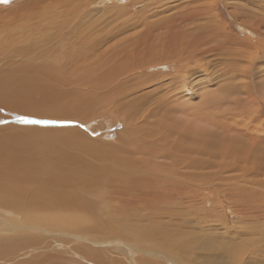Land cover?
Here are the masks:
<instances>
[{
  "label": "rangeland",
  "instance_id": "obj_1",
  "mask_svg": "<svg viewBox=\"0 0 264 264\" xmlns=\"http://www.w3.org/2000/svg\"><path fill=\"white\" fill-rule=\"evenodd\" d=\"M13 1L15 2V0H7L5 4L4 0L0 2V37L4 35L7 37L12 36L9 38L12 42L7 39L10 44L8 43V46L4 44V51H1L2 49L0 48V69H7L5 67L9 65V69L11 65L13 68L20 67L22 64L31 62L28 60L30 55L45 48V46L39 47L41 43L37 45V48H34V44H32V48L34 49H29L32 50L28 57H24L22 53L24 51L22 49L17 50L18 52L21 51L22 55L15 52L16 47H18L16 44L23 45L22 43L15 42L17 36H21L23 41L26 40L24 43L28 44L30 39L25 38L27 33L32 31L29 34L31 38L33 37L32 40L36 39V35H40V33L37 30L33 31L36 26L34 28L32 26L36 24V21L30 19V17H20L23 20L16 19L18 13L21 11L17 8H12L15 5ZM98 1L91 0L84 5V0H81V7L79 3L74 4V12H77L78 8L81 10L78 13L84 11V14H77L75 16L78 19L87 18L92 21L91 28L94 27V30L91 29V31H96L97 33L94 32V34H97L96 36H102L107 34V32L110 34L111 32H116V30L120 31L124 29L125 31H123L126 33H123V31L120 32L126 35H121L118 32L122 38L129 37V39L137 40L131 34L132 32L129 33L132 26L129 25V30H127L124 27V23L131 18L130 20L135 23V31L137 34V24L139 23L140 25V23H143L141 20L146 15L147 11L145 10L149 9L150 11L151 5L149 8L145 7L144 2L146 0H119L117 2L121 3V7L118 3H114L115 1L100 0L101 3ZM134 1H136V7L132 8V4H129L131 2L135 3ZM215 3L217 2L215 1ZM6 5L11 9L7 8ZM216 5V17L221 22L225 33L228 34L229 32L230 39L236 42L237 45L226 46L222 42L224 44L219 51L216 49L213 53H206L199 58V64L195 60H190L188 64L181 63L179 65L177 62H174L172 63V67H163L159 65L162 63L160 59L157 64L151 65L145 70L139 64H137V67L131 65L135 68L140 67V71H137L136 82L137 91H139L133 94H130L128 91L124 95V98L118 102L120 104L105 98V95H108L106 94L107 88L118 91L122 89L120 86H116L114 82L109 87L105 83H101V85L98 82L94 83L97 81L94 77V72H102L105 70V68L103 69L95 64L91 66L76 64L77 67L70 73L72 76L77 74L75 73L76 71L78 73L82 71L85 74L87 73L84 78H75L77 83L81 82L80 85L82 87H79H81L82 92L79 87H77L78 90L74 88L76 84H52L49 88L52 90V92H49V99L43 100V97L37 98L34 95L23 96L21 100L12 99L13 101H11L7 99V102L6 100H0L3 103L2 105L0 104V136L2 135L1 133L8 136L6 139L0 138V147L4 143L10 146L21 144V150L26 152L29 157L22 162H28V165L22 176L21 185L23 189L19 197L14 200L16 203L11 206H2L0 203V237L3 239L2 241L7 240V247L10 242V246L14 244L12 239L16 233H38L42 234L43 239L47 240L44 241L47 243H41L40 246L35 248L32 244H29L24 255L22 253L18 254V256L13 255V260L10 259L11 263L9 261L7 263L23 264L26 258L44 251V254L50 253L51 257L43 259L42 261L41 258H39V261L37 259L36 261L39 264H61L62 259L65 264H98V262L103 264V256H107L104 259V264H134L135 262L139 264V259H152L155 261V264H174L173 262H178L179 259L177 260V256L183 251V253H192L194 256L184 259L185 261L180 260L181 264H206L203 261V255L208 254L205 248H210V246H224L225 248L237 247L240 250V258H237L238 263L234 264H264V235L259 237V234L264 232V171L262 173L258 172L259 167H264V33L262 32L264 31V27L261 26L260 29L257 27L260 24L264 26V23H262L264 22V0H219ZM108 6H111L113 9ZM129 8H131L132 13H135L127 12ZM110 9L115 11V13L121 11L122 14L117 13L120 16L115 13L113 14ZM85 10H88L87 12H89L91 18L86 14ZM141 14L142 16L140 17ZM112 16L114 19L116 18L113 22ZM105 19H109L110 21L107 22ZM98 20L103 21L98 23ZM144 20L148 21L147 19ZM260 21L261 23L259 24ZM252 24L254 25L251 27ZM102 25L105 26L104 30L102 29ZM121 25H123L122 28ZM24 26L25 29H23ZM28 27L31 28L27 29ZM247 27L250 30L249 32L246 30ZM17 28L20 30L19 32L16 31L18 30ZM252 31H258L262 34L261 40L263 41V45L257 43L260 38L258 39V36ZM142 32L144 33V31ZM16 33H19L20 36ZM115 39L117 38H114L108 44L115 42ZM47 40L48 38L44 40V43L50 42V39L49 41ZM8 41L4 40L3 43ZM17 41L19 40L17 39ZM241 43L242 45H240ZM57 45L55 44L56 48L59 47ZM239 46H242L243 49ZM28 47L29 45L26 46V50H28ZM20 48L22 47L20 46ZM23 48L25 50V46ZM99 51L101 54L90 52V61L98 64L96 60L102 59L104 61L103 63L106 62V68L108 66L111 67V62L116 61V56L110 52H106L109 53L107 55L102 49H99ZM235 53L237 56H235ZM12 58L15 60V63L11 60ZM48 59L50 58L44 56L41 62L43 60L47 61ZM10 60L12 61L11 63ZM4 61L7 64H4ZM39 61L36 60L38 63ZM57 66H52L53 68L48 67V71L56 72L58 70L57 68H59ZM246 67L247 69H245ZM228 69H231L233 72L232 85L235 86L236 91L223 95L219 87L223 82H229L228 77L225 75ZM244 70L248 71L247 78L243 74ZM27 72H22L20 73L21 76H19L20 78L23 76L22 80L24 83L27 81L29 87L40 83V81H36V76L40 74L38 70H30ZM25 76H28L27 79ZM162 76H170V78L165 79ZM31 78L35 79L31 80ZM107 78L109 79L110 77ZM86 81L98 89L95 88V91H93L94 88L92 90L88 87ZM139 81L142 82V85L139 84ZM168 81L173 82L172 87L174 91H172L173 94L172 92L165 94L163 90L161 91L162 95L165 96L164 103L166 102L168 104L172 102L173 106L174 104L189 102L187 103L189 106L184 108L177 105L175 114L170 113V116L175 115L174 117H170L166 113L168 114L166 115L167 118H169L164 126L170 124L168 131L170 130L171 134L174 133V135L172 134L174 136L173 139L167 138L169 143H172V145L177 143L176 146H192L198 151L202 150L205 154L213 153L217 157L214 160L215 162L212 161V163L207 164V159L202 160L200 155L194 156L188 152L184 153L185 150L182 153L179 147H174L173 152H168L169 157H165L167 160H173V163L163 164L161 163L162 157H152L154 152L160 151L167 143L163 138L158 136L160 135L158 131L149 130L153 127L152 124L154 125V122L152 120L153 118L148 117V113H150L151 108L154 109L159 103L155 100V98H158V95H155V92L151 94V92L155 87L161 85V83L167 86L168 83H171ZM97 84L98 86H96ZM130 84V82H127L124 85L127 87ZM165 86L163 87L161 85L158 89H163ZM54 87L55 89H52ZM190 103H193V105H190ZM199 103H201L200 106ZM71 104L75 107L73 113L69 111L72 108L70 107ZM147 108L148 112L146 110ZM79 109L81 110L79 111ZM56 110H59V113ZM119 110L125 113L121 112L120 114ZM4 113L10 116L4 117ZM161 113L158 112V114ZM64 114L71 116V119L63 118L62 116L66 117ZM145 115H147L148 119L143 118L146 117ZM178 117L180 120L177 119ZM158 118L166 121V119L159 116ZM170 118L174 119L171 120ZM182 118L183 121L186 119L189 122L188 124L184 121L185 124L187 123L189 125L187 127L192 126L191 129L193 128L194 131L195 127L198 126L201 129L209 131L202 133H213L215 135L217 133L218 138L213 139L210 136H205V138L201 134H194L189 139L187 137L191 136L189 135V128L187 132L182 130L184 127V122L182 123L181 121ZM24 119L55 121V123L28 124L23 122ZM171 124H175V129ZM235 124L236 130L228 127L230 125L234 126ZM142 125L143 127L144 125L145 127L148 125L147 131L152 135L154 134L155 139L153 136H149L150 134L148 133V137H146L147 134L144 135L146 129L144 131ZM138 129L141 131L143 129L144 132L140 131L138 133ZM238 129H247L250 134L246 132L242 133ZM199 131V129H196L195 132L198 133ZM104 134L105 137L102 136ZM20 136L24 138L22 139ZM67 136L69 137L67 138ZM14 138H21L24 146L22 143L16 142ZM25 138L30 140L28 145V141L23 142ZM152 140L155 141L152 143ZM205 140V148H202L201 143ZM105 142L112 146L109 148L110 151L114 152V149H117L115 151L116 154L114 153L115 156L110 153L107 155L108 160H106L105 155V159L102 156L101 161L97 160L100 154H97L99 156H95L96 158L91 157L93 150L97 149L99 144ZM31 146L34 147V154L33 152L29 154L25 151L26 148ZM15 150L17 151V149ZM175 151L179 152L178 157L175 155ZM110 155L113 158L110 159ZM160 163L163 169L155 170ZM22 166L24 167V165ZM47 167H51L52 172ZM140 169L149 170V173L144 174L141 183L137 182V191L143 196V198L137 200V208L132 209L131 206H123L116 199L106 201L102 198L103 181L115 179L120 176L133 178L138 175V173L137 175H134V173ZM151 171L154 173H150ZM2 172H0V181L8 179L7 177H3ZM52 174L58 176L55 178L57 180L50 179ZM64 175L67 177H61ZM8 181L10 183L7 184V188H2L5 185H1L2 187L0 189L3 191L6 190L7 192L15 187L16 182L14 180L11 182L8 179ZM227 187L230 189L234 187H243L246 189L247 194L237 196L244 197L250 201L248 206H243L240 200H236L235 195H233V197L235 196L234 202H231L228 199L229 196L224 195L227 193ZM196 188L198 191L194 192ZM154 190L158 192L155 193ZM63 194L75 195V198L71 199L66 208L63 207L66 203L61 204V196ZM47 200H50L55 207L48 208L45 204ZM124 202L126 205V201ZM234 204L237 208L234 207ZM251 206L255 212L253 210L247 211L248 209H252ZM28 207H36L45 213V219L42 221H34L32 214L28 213ZM64 213H66L69 221L66 219ZM123 214L125 216H122ZM245 214L246 218L242 219L243 216L245 217ZM128 216L131 218L130 222H128ZM106 218L113 219L114 223L106 224L105 226L107 227L105 229L96 231L97 228L101 229L99 224L104 226L100 222H104ZM77 220H83V223L95 232L91 234V232H79L71 229L70 227L76 226L75 222ZM116 225L119 226L117 227ZM159 227L162 228L160 237H166L164 241H170V256H165L160 252H153L162 250V248L153 243L152 240L151 246L146 244L147 239L137 243V233H134L136 236L133 240L125 239L123 236H120L122 238L116 236H96L104 233H113L117 228L120 230L124 229L126 233H129V231L125 228L136 232L148 229L153 234ZM80 235L84 238L79 239ZM199 235L202 237L201 239H199ZM85 238H88L89 241L85 240ZM180 238L181 240H179ZM2 244L5 245L4 243ZM137 244H140L139 248ZM75 245L83 246L82 249L75 251L77 257L80 258L77 262L71 258L70 253L72 255L74 253L69 250L73 246L76 247ZM1 248L2 246H0ZM191 249H194L195 252H191ZM97 253H101V255L99 254L102 258L101 260ZM224 257H226V254H224ZM86 259H89V261ZM96 259H99V261H96ZM168 259H171V261ZM222 261L225 264H230L225 258ZM3 263V261L0 262V264Z\"/></svg>",
  "mask_w": 264,
  "mask_h": 264
},
{
  "label": "bare ground",
  "instance_id": "obj_2",
  "mask_svg": "<svg viewBox=\"0 0 264 264\" xmlns=\"http://www.w3.org/2000/svg\"><path fill=\"white\" fill-rule=\"evenodd\" d=\"M90 1L91 0H84V5H86V3L90 2ZM106 1H111V2L115 1L114 3H116V4L118 3L121 7V3L117 2L119 0H106ZM215 1L218 3L219 0L218 1L217 0H146V2H144L145 7L149 8V6L151 5V8H150V11H149V9L148 10L143 9L147 12H146V15L143 16V19L140 18V19H142L141 22H143V23H140V25H139V23L137 24V34L135 31V29H136L135 23L130 20L131 18H129V20H126V22L124 23V27L127 30H129V28H128L129 25L132 26L131 31H129V33L132 32L131 34L133 36H135V38H137V40H135V39H129V37L128 38H124V37L122 38L120 36V34L126 35V34H123V33H126V32H124L125 31L124 29H123L124 31L120 30V31H123V33L116 30V32H113V33L111 32L110 34H108V32H107V34H104L102 36H96L97 34H94V32H96V31L93 32L94 27L91 28L92 21H90L87 18L78 19V17L75 16L77 14H84L83 13L84 11L78 13V11H81L80 8H78V11L75 8L77 12H74V8H73L74 4L76 5L77 3H79V6H80L81 0H15L16 3L13 1V3L15 5L13 4L14 6L12 8H17L18 10L21 11L20 12L21 14L17 12L18 13L17 17L15 15L16 19L19 18V20H20L22 18L30 17V19H33V21L34 20L36 21V24L35 25L33 24V26H32L33 28L36 26L33 29V31L37 30L40 33V35H36L37 38L34 40H32L33 37L31 38L30 37L31 35H29V34H31L32 31H30V32L28 31L29 33H27V34L24 33L27 35L26 37L25 36L24 37L26 39H30V42L29 43L27 42L28 44L24 43V41L26 42V40L23 41L21 39V36L19 33H16L20 37L17 36L16 39L14 38L15 42L22 43L23 45L16 44L19 48L16 47V50L14 49L15 52H17L18 54H21V51L20 52H18V51H19V49L20 50L22 49L24 51V52H22L24 57H28L31 53V50L34 49L35 47L37 48V45L39 43H41V44H39V47L45 46V48L41 49L40 51L37 50L38 51L37 53L31 54L30 57L28 58V60H30L31 62H28L26 64H22L20 67L13 68V66L11 65V68L9 69V67H10V65H9V66L5 67L7 69H4V68L0 69V100H6V102L8 101L7 99H9L11 101H13L12 99L21 100V99H23V96H34V95L37 96V98L43 97V100L49 99L48 98L50 95L49 92H52V90H50L49 88H50V85H52V84H56V85L57 84H64V85L76 84L75 87L74 86L73 87L77 89V87L81 86L80 85L81 82L77 83L76 79H80V77L84 78L87 75V73L85 74L83 71L81 73H78L76 71L75 73H77V74L75 76L74 75L72 76L70 73L74 70L75 67H77L76 64L77 65L82 64L81 66H83V64L88 65V66L95 64V65L100 66L103 69L105 68V70L102 72H97V71L94 72V75H95L94 77L97 79V81L94 83L98 82L99 85H101V83H105L109 87L114 82L116 84V86H120V88H122V89H119L118 91H116L115 89L109 90V88H107L106 94H108V95H105V98L108 99L109 101L112 100L113 102L116 101V103H118L119 101H121L124 98V95L127 94L128 91L130 92V94H133V93H136L139 91V90L137 91L136 82H137V71H140V67L144 70L148 69L151 65L157 64L160 59H161L160 62H162V63H160L159 65L163 66V67L164 66L165 67H167V66L172 67L173 66L172 63H174V62H177L179 65L181 63H183V64L187 63L188 64V62L190 60H195L199 64V62H200L199 58L204 56L206 53H213V51L216 49L219 51L224 43L226 46H233V45L236 46L237 45L236 42H233L232 39H230L231 37L229 35V32H228V34L225 33L223 26H221V22H219L218 18L216 17L215 7L217 6L216 5L217 3H215ZM254 1H256V0H254ZM0 2H2V0H0ZM98 2H100V0ZM111 2H109V3H111ZM134 2L135 3L131 2L130 4L129 3L128 4L129 5L132 4L131 5L132 8H135L136 7V1H134ZM100 3H99V5H100ZM141 3H142V1H141ZM4 4H5V2H4ZM1 5H2V3H1ZM93 5L95 6V4H93ZM99 5L97 4V6H99ZM81 6H82V4H81ZM6 7L9 8V6H7V5H6ZM108 7L112 8L111 6H108ZM9 9H11V8H9ZM83 9H84V7H83ZM85 9H87V8H85ZM104 9L106 10V8H104ZM112 9H110V11H112ZM96 10H98V9H96ZM102 10H101V12H103ZM85 11H86V14H88V16H89V12H87L88 10H85ZM235 11H236V9H235ZM112 12H113V14L115 13V11H112ZM127 12H131V8L127 9ZM138 12H139V10H138ZM142 12H140V13H142ZM7 13H9V12H7ZM117 13H121V11L120 12L117 11ZM117 13H115V14H117ZM134 13H132V14H134ZM91 16H93V15L91 14ZM113 16H115V15H113ZM113 16H112L113 20L111 19L112 22L116 19V18L114 19ZM118 16H120V14ZM141 16H142V14L140 15V17ZM20 17H22V18H20ZM144 19H147L148 21H145ZM103 20H100V21H103ZM105 20H107V22L110 21L109 19H105ZM100 21L98 20V23H100ZM122 21H123V19H122ZM260 23H261V21L259 22V24ZM262 23H264V22H262ZM111 24H113V23H111ZM23 25H25V24H23ZM253 25L254 24H252L251 27ZM122 26L123 25H121V28H122ZM139 26H140V28H139ZM261 26L264 27L261 24L257 25V27L259 29L261 28ZM20 27H22V25H20ZM98 27H100V26H98ZM29 28H31V27H28L27 29H29ZM142 28H143V30H142ZM23 29H25V26ZM91 29H93V30L91 31ZM102 29L103 30L105 29L104 25H102ZM109 29H111V28H109ZM12 30H16V29H12ZM246 30H248V27ZM16 31L19 32L20 30L18 29ZM142 31H144V33ZM249 31L250 30H248V32ZM23 32H24V30H23ZM91 32H93V33H91ZM118 32H120V34ZM252 32L256 36H258L257 37L258 39L260 38L259 39L260 41L258 40V42L257 41L256 42L259 45L260 44L263 45V41L261 40L262 34H260L258 31H252ZM262 32L264 33V31H262ZM10 33H12V32H10ZM13 34H14V32H13ZM11 37H7L6 35H4L3 37H0V48L2 49L1 51H4V44L7 46L10 44L9 38H11ZM13 37H15V36L13 35ZM34 37H35V35H34ZM47 38H48L47 41H49V39H50L51 43L50 42L44 43V40H46ZM114 38H117V39H115V42L108 44V42H110L111 40H114ZM7 39H9V41ZM17 39L19 41H17ZM4 40H6L8 42L3 43ZM27 41H29V40H27ZM10 42H12V41H10ZM222 42H224V43L222 44ZM32 44H34V46H33L34 48H32ZM55 44L56 45L58 44L57 46H59V47L56 48ZM19 45L22 48H20ZM28 45H29L28 50H26L27 49L26 46H28ZM240 45H242V43ZM24 46H25V50L23 48ZM255 46H254V48H255ZM13 47L15 48V46H13ZM103 47H105L106 50L103 49ZM30 48H32V49L29 50ZM240 48L243 49L242 46ZM99 49H102L105 52V54H107V55L109 53H106V52H110L116 56L115 62H111V60L108 59L111 62L110 66L112 68L109 66H108V68H106V65H105L106 62L103 63L104 61L102 59L96 60V62L98 64L90 61V59H91V57L89 56L90 52H93L95 54H101ZM231 50H232V48H231ZM11 51H13V50H11ZM261 51H262V49H261ZM15 52H13V53L15 54ZM7 53H8V51H7ZM218 55H219V53H218ZM44 56H46L47 58H50V59H48L47 61L43 60V62H41V60ZM228 56H229V54H228ZM235 56H237L236 53H235ZM11 60L14 61L13 63H15V60H13V58ZM11 60H10V63L12 62ZM36 60L39 61V63L36 62ZM130 61L133 63H131ZM3 63L5 64L6 62L4 61ZM137 64L140 65L139 68H135V67H137ZM228 64H229V62H228ZM56 65L59 66V68H57L58 70L56 72H49L48 71V67H52V66L55 67ZM107 65H109V64H107ZM131 65H135V67H133ZM237 66H238V64H237ZM92 68H94V67H92ZM231 68H234V67H231ZM245 69H247V67ZM30 70L31 71L38 70L40 72V74L37 73L38 75L36 76V81H40V83L36 84L34 86L31 85L29 87L27 85L28 84L27 81H25V83L23 82V80H22L23 76H22V78H20L19 76H21L20 73H22V72L28 73L27 71H30ZM64 70H66V71H64ZM92 72H93V70H92ZM185 73H184V75H185ZM232 73L233 72L231 69H228L226 71L225 75L228 77L229 82L225 81L219 87V90L221 91V94H223V95L228 94V93L230 94V93H233L236 91L235 86L232 85V83H233ZM150 74H151V72H150ZM243 74L245 75L246 78L248 77V71L244 70ZM89 75H91V74L89 73ZM143 75H145V74H143ZM92 76H90V78ZM25 77L27 79L28 76H25ZM107 77H110V78L108 79ZM134 78H136V79H134ZM153 78H154V76H153ZM163 78H165V79L170 78V76L169 77L166 76ZM19 79H20V81H19ZM33 79H35V78H31V80H33ZM92 79H93V77H92ZM127 82H130L131 84L126 87L124 84H126ZM168 82H171V81H168ZM34 83H35V81H34ZM86 83H87L88 87H90L91 89L94 88V90L93 89L92 90L95 91L96 87L91 86L90 83L87 81H86ZM117 83H119V84H117ZM172 83L173 82H171L170 84L168 83L167 86H165L164 84L161 83V85L163 87L165 86V88H163V89L160 88V90L158 88L161 85L157 84L158 87H155V89H153V91L151 92V94L153 92H155V95H158V98L153 97L154 95H152V97L155 98V100L159 103L157 104V106L154 109L149 108L151 111H149L150 113H148V115H149L148 117L153 118L152 120L154 122V125L152 124L153 127H151L150 129L148 128V129L158 131L160 134L158 136L160 138H163V140L167 143L166 145H164L165 147L162 148L163 151L161 149L160 151L154 152L152 154V157L153 158L162 157L161 163H163V164L173 163V160H167L165 157H169L168 152H173L174 147H179L181 149L182 153L185 150L184 153L188 152L190 154H193L194 156L200 155L202 160L207 159V162H206L207 164L212 163V161L215 162L214 160L217 159V157H215V154H213V153L205 154L202 150L198 151L196 148H194L192 146H188V147H186V145L185 146L184 145L176 146L177 143L173 144L174 145L173 146L172 143L171 144L169 143L168 139L169 138L173 139L174 133H172L173 134L172 135L170 133V130L168 131L170 124H168L169 127L164 126L168 122V118H169V117L167 118L166 115L169 114V116H170V113L175 114V109H176L177 105L182 106V108L189 106V104H187L189 102H185V103L182 102L181 104H174L173 106H172V102L168 103V104H166V102L164 103V97L165 96L162 95L161 91L163 90L165 94L166 93L169 94L172 91H174V88L172 87ZM98 84L96 86H98ZM139 84L142 85V82L139 81ZM93 85H95V84H93ZM81 87H79V89ZM88 87H87V89H88ZM72 88H71V91H72ZM52 89H55V87ZM96 89H98V88H96ZM85 91H86V89H85ZM101 91H102V89H101ZM220 91H218V92H220ZM81 92H82V90H81ZM91 93H93V92H91ZM172 94H173V92H172ZM74 98H77V97H74ZM185 98H187V97H185ZM39 100H41V99H39ZM83 101H85V100H83ZM3 102H5V101H3ZM0 104L2 105L3 103L0 102ZM76 104H75V106H77ZM118 104H120V103H118ZM118 104H116V105L119 106ZM190 105H193V103L192 104L190 103ZM200 105H201V103H199V106ZM70 107H72V108L69 111H72V113H73V110L75 107L73 106V104H71ZM77 108H81V107H77ZM118 108L121 109L120 106ZM111 109H112V107H111ZM80 110L81 109H79V111ZM146 110L148 112V108ZM56 111H58V113H59V110H56ZM76 111H78V110L76 109ZM109 111H110V109H109ZM113 112H115V111H113ZM121 112L125 113L123 111H120V114H121ZM158 112H160V113L162 112V113L158 114ZM116 113H114V114H116ZM146 113H144V114H146ZM166 113H168V114H166ZM68 114L67 115L64 114L66 117H64V116H62V117L71 119V116H69ZM120 114H119V116H120ZM55 115H58V114H55ZM3 116L8 117L10 115H7L4 113ZM145 116L146 117H143V118L148 119L147 115H145ZM158 116L166 119V121L159 119ZM171 116L174 117L175 115H171ZM173 119H171V120H173ZM177 119H179V117ZM242 120H244V119L242 118ZM181 121L183 123L184 121H186V119L183 121V118H182ZM216 121H217V116H216ZM74 122H77V121H74ZM187 123L189 124V122H187ZM187 123L185 124V122H184V125H183L184 127L183 128L181 126L180 127L185 132H187L188 128H189V135H191V136H187L189 139H191L190 137H192V135H194V134H201L204 137L210 136L213 139L218 138L217 133H216V135L213 133L212 134L202 133V132H209V131H207L206 129H201L198 126L195 127V131H196V129H199L200 131L198 133H196L193 128H192L193 130L191 129L192 126L187 127V126H189V125H187ZM174 125L171 124V126H173V128H174ZM147 126L145 127V125H144V127H145L144 128L142 125V128L144 129V131L146 129L145 132L142 129V131L145 133L144 135H146L148 133ZM165 127H167V128H165ZM228 127L236 130V124L234 126L230 125ZM173 128H172V130H173ZM140 129H141V126H140ZM140 129H138L139 131L137 130L138 133L141 131ZM238 130H240L242 133H244V132L249 133V131H247V129H238ZM76 132H72V133H76ZM149 132H151V131H149ZM173 132H174V130H173ZM1 134L2 135L0 136V138H3V139L8 138V136L6 134H4V135H3V133H1ZM148 134H150L149 136H151V137L153 136L155 139L154 134L153 135L151 133H148ZM148 134L146 135V137H148ZM168 134H170L172 137ZM102 136L105 137V134ZM20 137L22 139L24 138L22 136H20ZM68 137L69 136H67V138ZM21 138L20 139L14 138V140L16 142L22 143ZM150 139H152V138H150ZM29 141H30L29 139L25 138L23 142H27V145H28ZM149 141L151 142V140H149ZM154 141L155 140H152V143ZM191 142H192V140H191ZM107 144H109V143H107V142L101 143L98 145L99 147L97 149H95L96 146H94L95 150H93L91 157L96 158L95 156H99L97 154H100V156L97 158V160L101 161L102 158L106 155L105 156L106 160H108L107 155L110 153H112L114 155V153L117 149L114 147L115 151L114 152L110 151L109 148L112 146H110V144L109 145H107ZM205 144H206V140L201 143L202 148H205L204 147ZM22 145H23V143H22ZM23 148H25V147H23ZM15 149H17V151ZM25 151H27L29 154H30V152H33V154H34V147L31 146L29 148H26ZM178 154H179V152L175 151V155L177 157H178ZM27 157H28V154H26V152H23V150H21V144L20 145L15 144V145L10 146L9 144L4 143L0 147V172L4 171V172H2L3 173L2 175L4 178L7 177L11 182H13V180L16 182L15 187L13 189H11L10 191L8 190L6 192V190L3 191L2 189H0V203L2 206L3 205H6V206L13 205L14 203H16L14 200H16L19 197V195L21 194V190L23 189V186L21 185L22 184V176H23L25 169L27 168L26 166L28 165V162L27 163L24 162L25 164L22 162L27 160ZM105 157L103 159H105ZM111 158H113V157H111V155H110V159ZM161 163L157 165L155 170L163 169V167H161ZM193 163H195V162H193ZM21 164L24 165V167ZM47 168H49V170L52 172L51 167H47ZM148 171H146V169H140L136 173H134V175L135 174L137 175V173H138V175L133 177V178L120 176V177L115 178V179H109V180L103 181L102 182V191H101L102 198H104L106 201L116 199L119 202V204H121L123 206H131L132 209L137 208V200H139L140 198H143V196L137 191V182L141 183L143 178H144V174L149 173ZM263 171H264V167H259L258 172L262 173ZM150 173H154V172L151 171ZM57 177H58L57 175L52 174L50 179L53 180ZM61 177L65 178L67 176L64 175ZM8 179H5L4 181H0V187H2L1 185H5L2 188H7V184L10 183L8 181ZM55 180H57V179H55ZM229 182H230V180H229ZM245 190L246 189H244L243 187L242 188L234 187L233 189H230L227 187V193H225L224 195L229 196L228 199L231 202L233 200H235V196H236V200L237 199L240 200L243 203V206H248L250 201H248L244 197L237 196V195L247 194ZM196 191H198L197 188L194 189V192H196ZM154 192L157 193L158 191L154 190ZM13 193H15V194H13ZM233 195H235V196L233 197ZM74 198H75L74 194H63L61 196V204L66 203L65 205H63V207L66 208V207H68V204L70 203L71 199H74ZM124 201H126V205H125ZM45 204L47 205L48 208L55 207V205L50 200H47L45 202ZM145 205H147V204H145ZM234 207L237 208L235 204H234ZM251 208H252V206H251ZM27 210H28V213L32 214V216L34 217V221H42L45 219V213L41 212L36 207H28ZM233 210H237V209H233ZM249 210L254 211L253 208L248 209L247 211H249ZM137 211H139V210L137 209ZM64 214L66 217V213H64ZM127 214H129V213H127ZM122 216H125V215L123 214ZM243 218L244 219L246 218V214H245V217L244 216L242 217V219ZM66 219L68 220L67 217H66ZM130 219L131 218L128 216V220H129L128 222L131 221ZM34 221H33V223H34ZM83 222H84L83 220H77L75 222L76 226L70 227V228L75 229L76 231H79V232H87V233L91 232V234H93L95 231L93 229H91L92 230L91 231L86 226V224ZM112 222L114 223L113 219L106 218L104 220V222L103 221L100 222V223L104 224V226H101V224H99L100 226L96 225V226H99L101 228V229L97 228L96 231H101V230L105 229L107 227L105 225L106 224H112ZM116 226L118 227L119 225H116ZM125 229L128 230L129 233H126L124 229L120 230L119 228H117V230L113 233L112 232H110L108 234L104 233V234L96 235V236L97 237L98 236H103V237H105V236H116V237L123 236V238H125V239L133 240V238L136 236V234H134V233H137V243H140V241L147 239L146 244H149L151 246L152 245L151 240H152L153 243L157 244L158 246H160L162 248V250L153 251V252H160L161 254H163L165 256H170V251H171L170 241H164V238H166V237H160V233L162 231L161 227H159L156 230V232L153 234H151L148 231V229H144V230H141L139 232H136V231L128 229V228H125ZM258 233H260V232H258ZM262 235H264V232H262V234H259V237H261ZM43 238L44 237L42 236V234L33 233V232H31V233H16L12 239L14 241V244L12 243L13 245L10 246L11 242L9 240V242H10L8 244L10 246V249H9V246L8 247L6 246L7 240L2 241L3 239H1V237H0V246H2V248L0 249V262L3 261L4 262L3 264H6L8 261L10 262V259L13 260V255L18 256V254H20V253H22L24 255V253L28 249L29 244L30 245L32 244L33 247L35 248V247L40 246L41 243L42 244L47 243V242H44L47 240H45ZM82 238H84V237L82 235H80L79 239H82ZM120 238H122V237H120ZM201 238L202 237L199 235V239H201ZM85 240L89 241L88 238H85ZM179 240H181V238ZM2 243H4L5 245H3ZM75 246L77 248L73 246L69 250H71L74 253V255H72L70 253L71 258L74 259L75 262H77V260L80 258L77 257L75 251L82 249L83 246H79V245H75ZM137 247L139 248L140 244H137ZM205 250L207 251L208 254L203 255V261L206 262V264H225L222 261V259H224V258L227 259L230 264H234V263H238L237 258H240V250L237 247H226L225 248L224 246H210V248H205ZM146 251H147V246H146ZM43 252L40 254H36L34 256L32 255L31 257L26 258L23 264H39L37 262V261H39V258H41V261H42L43 259H47L48 257H51L50 253L44 254ZM191 252H195V250L191 249ZM99 254L101 255V253H99ZM99 254L97 253L98 257H100V260L102 258H104V259L107 258V256L106 257L103 256L101 258V256H99ZM224 254H226V257H224ZM17 256H16V258H17ZM58 256H60V255H58ZM165 256H163V257L165 258ZM193 256L194 255L192 253H183V251H182V253H180L179 256H177V260L179 259L178 262H176V263L173 262V263L174 264H181L180 260L185 261L184 259H188V257H193ZM104 259H102L103 264L105 263ZM86 260L89 261V259H86ZM94 260H95V258H94ZM168 260L171 261V259H168ZM96 261H99V259H96ZM136 261H137V257H136ZM187 261H189V260H187ZM138 262H139V264H155V261L152 259H139ZM7 264H9V263H7ZM16 264H19V263H16ZM61 264H65L63 259L61 261ZM68 264H70V263H68ZM72 264H77V263H72ZM98 264H100V262H98ZM134 264H136V262Z\"/></svg>",
  "mask_w": 264,
  "mask_h": 264
},
{
  "label": "snow or ice",
  "instance_id": "obj_3",
  "mask_svg": "<svg viewBox=\"0 0 264 264\" xmlns=\"http://www.w3.org/2000/svg\"><path fill=\"white\" fill-rule=\"evenodd\" d=\"M5 3H7V0H4ZM24 123L28 124H49V123H55V121H47V120H31V119H24Z\"/></svg>",
  "mask_w": 264,
  "mask_h": 264
}]
</instances>
